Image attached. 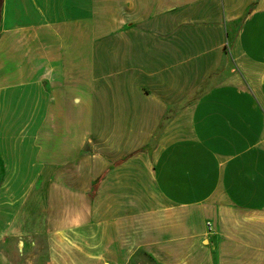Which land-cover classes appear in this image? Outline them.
<instances>
[{"label": "crops", "instance_id": "obj_1", "mask_svg": "<svg viewBox=\"0 0 264 264\" xmlns=\"http://www.w3.org/2000/svg\"><path fill=\"white\" fill-rule=\"evenodd\" d=\"M0 264H264V0H3Z\"/></svg>", "mask_w": 264, "mask_h": 264}, {"label": "rangeland", "instance_id": "obj_2", "mask_svg": "<svg viewBox=\"0 0 264 264\" xmlns=\"http://www.w3.org/2000/svg\"><path fill=\"white\" fill-rule=\"evenodd\" d=\"M223 48H224V55H225V56H223L224 62L225 61H228V62L232 63L231 62V59H230V52H229V49H228V43H227L226 40L223 43ZM83 52H86V57H88V51L87 50H84ZM130 65H131V66H129L130 68L133 67L132 64H130ZM174 106H176V107L173 109V111H176V110H181V108L184 107V104L181 103V104H177V105H174ZM72 111L75 112V110H72ZM78 122H79V119H72V124L74 125V127L80 129V128L83 127V122H81V121H80V123H78ZM163 122H164V120L161 123H163ZM44 126L45 127H48L49 124L47 123ZM157 132H158V128L154 132V134H153L151 140L148 142V144H154L158 140V138L160 137L162 131H159V134L156 136ZM50 139H52V141H56V137H53L52 135L50 136ZM52 141H50V143H52ZM46 144H47V142H46ZM48 145H50V147L52 146V144H48ZM137 156L140 157V158H142L144 161L145 160H148V162L151 161V155L148 152H146V150L141 151L140 153L137 154ZM66 168H69V166H66ZM149 194H150V196H152L150 192H149Z\"/></svg>", "mask_w": 264, "mask_h": 264}, {"label": "trees", "instance_id": "obj_3", "mask_svg": "<svg viewBox=\"0 0 264 264\" xmlns=\"http://www.w3.org/2000/svg\"><path fill=\"white\" fill-rule=\"evenodd\" d=\"M2 2H3V0H0V15H1ZM162 121H163V120H162ZM162 129H163V123L160 124L156 136L159 134V131H162ZM155 138H156V137H155Z\"/></svg>", "mask_w": 264, "mask_h": 264}, {"label": "built area", "instance_id": "obj_4", "mask_svg": "<svg viewBox=\"0 0 264 264\" xmlns=\"http://www.w3.org/2000/svg\"><path fill=\"white\" fill-rule=\"evenodd\" d=\"M207 225H209V224H207Z\"/></svg>", "mask_w": 264, "mask_h": 264}]
</instances>
